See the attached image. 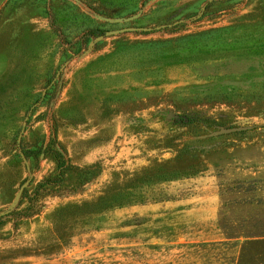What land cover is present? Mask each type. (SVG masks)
Instances as JSON below:
<instances>
[{
	"label": "rangeland",
	"instance_id": "1",
	"mask_svg": "<svg viewBox=\"0 0 264 264\" xmlns=\"http://www.w3.org/2000/svg\"><path fill=\"white\" fill-rule=\"evenodd\" d=\"M60 156L87 171L6 216ZM251 178L264 196V0H0V264H236L219 219L264 214L234 200Z\"/></svg>",
	"mask_w": 264,
	"mask_h": 264
},
{
	"label": "trees",
	"instance_id": "2",
	"mask_svg": "<svg viewBox=\"0 0 264 264\" xmlns=\"http://www.w3.org/2000/svg\"><path fill=\"white\" fill-rule=\"evenodd\" d=\"M100 33H102V31L98 29H90L86 32V34L90 36H96ZM190 122L191 121L184 122L182 125L185 126L190 124ZM56 166L57 170L54 175L44 178L37 184L33 195L34 197H27V203L24 207L12 209L6 216L13 217L16 221L32 217L39 211L37 194H43V192H47L51 189L49 188L50 186L54 187L56 184L63 183L65 178L71 173L83 174V172L87 171V169H78L67 164L61 156ZM172 174L178 175L180 171H173ZM168 180L171 181L174 180V178ZM82 186L83 181L77 183L74 190L78 191ZM232 190L239 194V196L234 199L236 203L259 205L264 202V196L260 195V184L257 178L235 182V186H233ZM136 199V194L124 192V203L137 202L138 200ZM114 204H122V195L120 193L117 195L105 194L102 196H91L89 199L70 202L56 209L53 216L66 220L71 217V215L78 216L90 213L100 205L112 207ZM0 220L2 219L0 218ZM219 225L226 238H245L240 244L236 264L264 263V250L260 251V248L264 247V214L257 212L252 216H241L232 222L225 219V216H220Z\"/></svg>",
	"mask_w": 264,
	"mask_h": 264
},
{
	"label": "water",
	"instance_id": "3",
	"mask_svg": "<svg viewBox=\"0 0 264 264\" xmlns=\"http://www.w3.org/2000/svg\"><path fill=\"white\" fill-rule=\"evenodd\" d=\"M130 29L132 28H120V29L108 30L106 34H117V33L124 32ZM99 37H103V35H100ZM249 128H250L249 126H234V127L225 128L223 130H217L215 134L217 135L229 134V133L242 131V130L249 129Z\"/></svg>",
	"mask_w": 264,
	"mask_h": 264
}]
</instances>
